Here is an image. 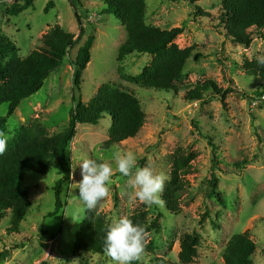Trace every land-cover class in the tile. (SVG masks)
<instances>
[{
	"label": "rangeland",
	"instance_id": "rangeland-1",
	"mask_svg": "<svg viewBox=\"0 0 264 264\" xmlns=\"http://www.w3.org/2000/svg\"><path fill=\"white\" fill-rule=\"evenodd\" d=\"M146 2L148 24L164 30L182 27L184 32L176 44L181 49L196 46L176 92L144 88L120 76L117 56L127 33L120 19L104 15L103 0H34V6L17 17H10L7 11L22 0H0V35L15 44L20 58L38 49L56 27L80 38L63 66L8 119L6 138L36 120L49 135L65 130L74 106L72 63L79 48L93 36L91 62L82 77L83 101L89 103L101 86L110 84L136 96L147 117L135 138L108 148L104 146L112 127L109 115L98 125H79L69 149L71 163L73 157L103 158L115 169L112 152L130 150L136 153L139 166L150 162L156 172L166 174V185L175 155L180 150L185 155L196 154L187 176L189 186L181 196L180 214H171L163 204L148 205L130 196L128 178L118 171L112 177L109 196L93 210L104 215L108 226L114 218L129 217L137 211L145 212L149 222L163 214L160 231L151 229L147 233L141 264H155L158 258L181 264V240L193 233L198 234L201 243L192 264H224L228 241L246 232L257 245L254 263L264 264V88L261 79L246 75L244 70L247 61L264 55V40L254 36L251 46L245 47L228 39L219 22L223 0H200L195 4L179 0ZM11 56H0V60L6 63ZM152 60L147 54H133L121 66L126 76L137 77ZM208 80L224 90L232 88L225 107L212 92L198 102L185 99L187 91ZM8 110V104L1 105L0 118ZM59 174L58 165L45 176L26 172L23 187L32 207L17 234L7 231L10 211L1 221L0 253L8 252V257L0 264H114L107 255L74 253L87 211L78 199L77 183L82 180L79 166L72 168V179L64 186L65 208L59 215L47 217L54 210L53 188ZM214 175L218 187L216 197H211Z\"/></svg>",
	"mask_w": 264,
	"mask_h": 264
},
{
	"label": "trees",
	"instance_id": "trees-1",
	"mask_svg": "<svg viewBox=\"0 0 264 264\" xmlns=\"http://www.w3.org/2000/svg\"><path fill=\"white\" fill-rule=\"evenodd\" d=\"M195 4L200 0H179ZM8 9L10 17H17L34 6V0H22ZM104 15H112L122 21L127 33V40L121 45L117 62L120 76L141 87L176 92L184 76L186 64L192 57L196 46L181 49L176 39L184 32L182 27L164 30L147 23L146 0H103ZM50 7V5L48 6ZM199 11L202 12L201 8ZM209 15V14H205ZM219 22L224 26L225 34L233 43L250 47L254 36L264 40V0H223ZM76 37L61 27H56L46 35L42 45L28 57L20 58L16 46L6 36L0 35V56H12L4 63L0 60V106L9 105L5 117L0 118V131L8 133V119L13 117L21 103L38 93L50 75L61 68L71 50L79 43ZM95 38L89 37L79 48L73 61V102L68 125L65 130L49 135L40 121L30 126H23L12 137L7 138L6 150L0 154V223L8 211L11 212L8 233L17 234L32 207L29 193L23 187L26 172L47 175L54 165L60 167V179L53 190L55 194L54 210L47 217L59 215L66 206L63 199L64 186L72 179V163L69 157L70 146L76 137L79 125H98L105 115L112 118V127L105 148L119 146L124 141L135 138L143 128L146 113L136 96L128 91L105 84L97 95L85 103L81 96L84 71L91 62V50ZM133 54H147L153 57L151 64L137 77L124 74L121 64ZM246 75L263 81L264 65L257 59L247 61L244 66ZM212 92L226 106L227 96L232 88L224 90L215 81L199 82L185 94L189 102L203 100L206 93ZM210 144H213L210 141ZM196 154L185 155L181 150L174 157V167L170 181L164 186L162 201L165 209L177 215L182 211L181 196L189 186L187 176ZM211 197H216L218 179L214 175L210 181ZM159 213L149 222L145 212L137 211L129 216L148 233L151 229H161ZM108 224L102 213L91 209L86 211L84 221L74 244V253H93L104 256V238ZM200 237L197 233L186 234L181 240L179 260L181 264H192L198 257ZM147 248V244L146 247ZM257 251L256 243L248 232L236 234L228 241L223 254L224 264H255L253 256ZM8 257V252L0 253V263ZM41 264H49L43 262ZM85 264H89L88 261ZM133 264H141V257ZM155 264H172L164 258H158Z\"/></svg>",
	"mask_w": 264,
	"mask_h": 264
},
{
	"label": "clouds",
	"instance_id": "clouds-1",
	"mask_svg": "<svg viewBox=\"0 0 264 264\" xmlns=\"http://www.w3.org/2000/svg\"><path fill=\"white\" fill-rule=\"evenodd\" d=\"M257 62L264 65V55L258 56ZM7 147L6 134L0 131V154ZM113 164L95 158L81 157L74 159L72 168L81 169L82 180L77 183L78 199L88 209H94L98 202L109 196L110 185L115 171L127 177V187L141 202L148 205H162L160 194L168 179L163 172H156L149 162L139 166L138 157L133 151L114 150L111 156ZM147 244V233L143 226L134 223L127 216L114 218L108 226L104 238V252L111 257L114 264H133L140 259Z\"/></svg>",
	"mask_w": 264,
	"mask_h": 264
}]
</instances>
